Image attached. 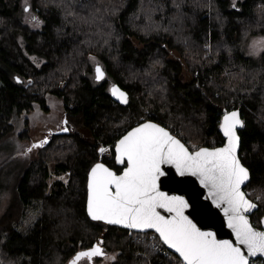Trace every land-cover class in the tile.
Returning <instances> with one entry per match:
<instances>
[{"label": "trees", "instance_id": "16d2710c", "mask_svg": "<svg viewBox=\"0 0 264 264\" xmlns=\"http://www.w3.org/2000/svg\"><path fill=\"white\" fill-rule=\"evenodd\" d=\"M261 38L264 0H0V142L34 107L46 113L50 97L61 100L68 127L17 176L0 218V264H71L98 242L118 254L115 264H182L153 233L87 213L91 168L120 173L114 145L146 121L189 149L217 148L222 117L238 111L244 192L264 215V57L252 64L244 56ZM95 65L106 75L98 85ZM110 84L128 94L126 106L110 99ZM51 172L67 174L66 183L49 184ZM29 208L36 217L20 232Z\"/></svg>", "mask_w": 264, "mask_h": 264}, {"label": "snow or ice", "instance_id": "6c2138e0", "mask_svg": "<svg viewBox=\"0 0 264 264\" xmlns=\"http://www.w3.org/2000/svg\"><path fill=\"white\" fill-rule=\"evenodd\" d=\"M24 11H29L27 5ZM36 19L31 17L33 21ZM259 50H264V38L253 43V52ZM95 72L97 80L104 78L99 66ZM111 92L121 103L127 104V94L119 87L113 86ZM238 126H243L238 112H226L220 128L227 143L219 148L189 150L160 124L152 121L138 124L115 146L116 162L126 165L121 174L103 163H96L91 168L87 185L88 215L93 220L128 229L154 230L164 245L179 254L183 264H249V257L258 253L264 255V231L254 228L246 215L257 205L241 189L250 179V173L237 155ZM40 146L34 144L32 147ZM99 151L103 153L106 149L101 147ZM164 165L175 167L180 176L191 174L199 178L216 206H223L235 243L219 240L212 232L201 231L184 214L188 207L184 197L170 196L160 190V177L165 175ZM161 209L169 215H162ZM101 243L77 252L71 264H78L82 258L91 260L104 255ZM240 245L247 249V255Z\"/></svg>", "mask_w": 264, "mask_h": 264}, {"label": "rangeland", "instance_id": "374dc122", "mask_svg": "<svg viewBox=\"0 0 264 264\" xmlns=\"http://www.w3.org/2000/svg\"><path fill=\"white\" fill-rule=\"evenodd\" d=\"M23 18L30 23L27 14H24ZM30 24L33 27L36 26V23ZM46 103V113L38 107H34L38 111L35 109L28 115L21 116L18 119V124L14 122L13 132L0 142V218L10 207L9 204L13 198V187L17 182L20 170L33 161L40 152L37 147L32 146L42 143L43 139L49 136L48 130L57 124L60 125L62 122L63 104L61 100L50 97ZM28 149H31V151H28ZM55 181L66 183L67 174L56 176L51 172L48 183L51 184ZM24 215V219L16 227L20 232H25L33 223L36 217V209H25ZM112 257H115V259H112ZM117 262V253L104 251V255L99 256L98 259L89 262L86 258H82L78 264H115Z\"/></svg>", "mask_w": 264, "mask_h": 264}, {"label": "water", "instance_id": "95a60500", "mask_svg": "<svg viewBox=\"0 0 264 264\" xmlns=\"http://www.w3.org/2000/svg\"><path fill=\"white\" fill-rule=\"evenodd\" d=\"M97 66H99V65H96L94 67L95 81L102 82L105 79L106 75H105V72L103 71L104 72V78L101 80H97L96 79V72H95V69ZM99 67L101 68V66H99ZM113 86H117V85L116 84H110V86L108 88V95H109L110 99L120 106H126L127 104L121 103L115 96L112 95L111 89ZM122 91H124V90H122ZM127 99H128V94H127ZM238 114H239V112H238ZM239 118H240V116H239ZM222 121H223V117L221 119V123H222ZM141 123H144V122H141ZM137 125H135L134 127H136ZM162 127H164V126H162ZM238 127H237V129H238ZM127 132L124 135H126ZM222 135L224 138V142H223V145H221L219 147H223L227 143V139L224 136L223 132H222ZM122 137H120V139ZM117 142L114 145V153H115V146H116ZM219 147H217V148H219ZM239 148H240V140H239V144H238V148H237L238 157H239ZM189 150H192V149H189ZM124 167H123V169H124ZM123 169L121 170L120 173H117V174H121ZM163 169L165 171V175L160 177V181H159L160 190L163 192H166L170 196L174 195V196L184 197V199L188 202V207L184 210V214L186 216H188L189 219H191L193 221V223H195L197 225V227L200 228L201 231L212 232L215 234L216 238L219 240H229V241H232L233 243H235L236 238H235V235L233 234L232 230L228 227L227 219H226V217L224 215V211H223V206H221V207L216 206V204L213 202L211 196L209 195L208 189L205 188L200 183L199 178L197 176H193L191 174H186L184 176H180L176 172L175 167H173L171 165H164ZM88 177H89V175H88ZM249 181H250V179L248 181H246L244 185L241 186L242 191H244V189L247 186V184L249 183ZM87 185H88V182H87ZM87 198H88V187H87V193H86V209H87ZM257 209H258V206L255 209H251L249 212L246 213V215L249 218V222H250V215L253 212H255ZM160 211H161L162 215H165V216L169 215L167 212H165L162 209ZM116 226L123 228V229H126V230L131 231V232H141V233L150 232V233L155 234V236L158 237V233H155L154 230H151V229L140 231V230H136V229H128L122 225H116ZM256 229L260 230V231H264V223L262 224V227L260 229H258V228H256ZM160 242L170 253L174 254L183 264L178 253H176L173 249L168 248V246L164 245L162 243V241H160ZM95 245L96 244H94L93 246H95ZM240 247H241V250L244 252V254L247 255V249L243 245H240ZM96 257H98V256H96ZM256 259H261L262 261H264V255H260L258 253V254H256V256L249 257V264L251 261L256 260ZM91 260H89V261H91Z\"/></svg>", "mask_w": 264, "mask_h": 264}, {"label": "flooded vegetation", "instance_id": "af4514ba", "mask_svg": "<svg viewBox=\"0 0 264 264\" xmlns=\"http://www.w3.org/2000/svg\"><path fill=\"white\" fill-rule=\"evenodd\" d=\"M28 6V5H27ZM29 8V6H28ZM262 39V38H261ZM260 39V40H261ZM257 41V40H256ZM253 43L254 41L250 42L248 44V47L246 48V51H245V58L248 59V61L252 64H255L257 62H259V58H263L264 57V50H259L257 52H253ZM35 56L34 55H31L29 57L30 60L32 61H35ZM90 79H92L93 83L95 85H98V84H101V82H97L95 81V73H94V67L92 69V72H91V75H90ZM110 85L107 86L106 90L108 92V88H109ZM65 121H67V119L65 118V110L64 108H62V122L61 124H57L55 125L54 127H51L49 130H48V134L49 136H47L46 138L43 139V141H47L46 143H48L49 139L52 137V135H58V134H68V131H63L64 128H67V123H64ZM241 126L238 127L237 129V133H238V136H240V132L242 131V129L245 127V124H243V126L240 128ZM240 128V129H239ZM46 143H38L40 144L41 146L40 147H37V149L39 151L42 150V148L45 146ZM36 149V150H37ZM256 204V203H255ZM259 208V207H258ZM259 209H257L255 212H253L251 215H250V220L251 218L253 219V221H251V224L252 226H254L255 228H258L260 229L262 227V224L264 223V215L262 213H260L258 211Z\"/></svg>", "mask_w": 264, "mask_h": 264}]
</instances>
